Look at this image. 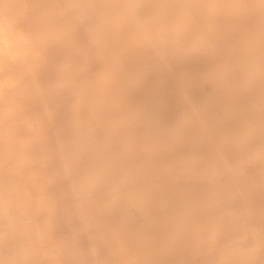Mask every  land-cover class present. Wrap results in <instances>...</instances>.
I'll list each match as a JSON object with an SVG mask.
<instances>
[{
  "label": "rangeland",
  "instance_id": "obj_1",
  "mask_svg": "<svg viewBox=\"0 0 264 264\" xmlns=\"http://www.w3.org/2000/svg\"><path fill=\"white\" fill-rule=\"evenodd\" d=\"M0 45V264H264V0H0Z\"/></svg>",
  "mask_w": 264,
  "mask_h": 264
},
{
  "label": "bare ground",
  "instance_id": "obj_2",
  "mask_svg": "<svg viewBox=\"0 0 264 264\" xmlns=\"http://www.w3.org/2000/svg\"><path fill=\"white\" fill-rule=\"evenodd\" d=\"M114 2H115V0H114ZM118 3V2H117ZM123 4V3H122ZM178 4V3H177ZM181 4V3H180ZM185 5V4H184ZM188 5V4H187ZM122 6V5H121ZM124 7H125V5H124ZM123 7V8H124ZM169 7V6H168ZM181 7V6H180ZM185 7H186V5H185ZM202 7V6H201ZM115 9V8H114ZM171 9V8H170ZM182 9V8H181ZM187 9V8H186ZM189 9V8H188ZM195 9V8H194ZM196 10V9H195ZM169 11V10H168ZM178 11V10H177ZM185 11V10H184ZM182 12H183V10H182ZM181 12V13H182ZM126 13H127V11H126ZM178 14V13H177ZM181 15V14H180ZM182 15H183V13H182ZM132 16V15H131ZM191 17H192V14L190 15ZM117 17V16H116ZM119 17V16H118ZM177 17V16H176ZM196 17V16H195ZM179 18V17H178ZM199 18V17H198ZM165 19V18H164ZM177 19V18H176ZM132 20V19H131ZM182 20V19H181ZM193 20H194V18H193ZM199 20V19H198ZM214 20H216V19H214ZM169 21V20H168ZM192 21V20H191ZM195 21V24L197 25V20H194ZM198 22H201V21H198ZM185 23H186V20H185ZM214 23V22H213ZM124 24V23H123ZM167 25V24H166ZM191 25V24H190ZM200 25H201V23H200ZM109 26V25H108ZM111 26V25H110ZM112 26H113V24H112ZM198 26V25H197ZM202 26V25H201ZM206 26V25H205ZM118 27H119V25H118ZM129 27V26H128ZM146 27V26H145ZM199 27V26H198ZM115 28V27H114ZM201 28V27H200ZM202 28H204V27H202ZM181 29H182V27H181ZM190 29V28H189ZM111 30V29H110ZM128 30V29H127ZM143 30H144V28H143ZM162 30V29H161ZM178 30V29H177ZM188 30V29H187ZM204 30H206V28H204ZM114 31V30H113ZM137 31H138V29H137ZM170 31V30H169ZM180 31V30H179ZM197 31V30H196ZM106 32V31H105ZM104 32V33H105ZM153 32V31H152ZM173 33H174V31H172ZM171 32V33H172ZM193 32H195V31H193ZM204 32V31H203ZM211 32V31H210ZM108 33H110V32H107V35H108ZM116 33V32H115ZM147 33V32H146ZM190 33V32H189ZM200 33V32H199ZM207 33V32H206ZM150 34V33H149ZM107 35H105V36H107ZM160 35V34H159ZM191 35V34H190ZM113 36V35H112ZM120 36V35H119ZM164 36H166V35H164ZM179 36V35H178ZM181 36V35H180ZM193 36V35H192ZM201 36V35H200ZM207 36V35H206ZM100 37V36H99ZM110 37V36H109ZM158 37V36H157ZM163 37V36H162ZM103 38H104V36H103ZM159 38V37H158ZM165 38V37H164ZM178 38V37H177ZM187 38V37H186ZM192 38H194V37H192ZM202 38H203V36H202ZM201 38V39H202ZM101 39V38H100ZM107 39V38H106ZM160 39V38H159ZM171 39H173V38H171ZM191 39V38H190ZM196 39H197V37H196ZM200 39V38H199ZM200 39V40H201ZM98 40H99V38H98ZM122 40V39H121ZM103 41V40H102ZM108 41V40H107ZM106 41V42H107ZM151 41V40H150ZM162 41V40H161ZM169 41V40H168ZM171 41V40H170ZM119 42V41H118ZM120 42H122V41H120ZM118 43V44H121V43ZM152 42V41H151ZM166 42H167V40H166ZM173 42V41H172ZM196 42V41H195ZM200 42V41H199ZM204 42V41H203ZM202 42V43H203ZM117 43V42H116ZM127 43V42H126ZM164 43V42H163ZM198 43V42H197ZM107 44H108V42H107ZM111 44V43H110ZM154 44V43H153ZM169 44V43H168ZM216 44V43H215ZM102 45V44H101ZM106 45V44H105ZM171 45V44H170ZM212 45V44H211ZM1 46V45H0ZM114 46V45H113ZM124 46V45H123ZM122 46V47H123ZM202 46V45H201ZM213 46V45H212ZM122 47H121V50H122ZM145 47V46H144ZM149 47V46H148ZM198 47V46H197ZM113 48V47H112ZM216 48V47H215ZM101 49V48H100ZM99 49V50H100ZM104 49H106L105 47H104ZM109 49V48H108ZM119 49H120V46H119ZM115 50H117V49H115ZM125 50V49H124ZM209 50V49H208ZM107 51V50H106ZM211 51V50H210ZM217 51V50H216ZM6 52V51H5ZM103 52V51H102ZM116 52V51H115ZM114 52V53H115ZM122 52V51H121ZM124 52V51H123ZM161 52V51H160ZM201 52H203V51H201ZM206 51H204V53H205ZM106 53V52H105ZM108 53V52H107ZM111 53V52H110ZM160 55H161V53H159ZM102 55H105V54H102ZM111 55V54H110ZM3 57V56H2ZM121 57V56H120ZM112 58V57H111ZM111 58L109 59L110 61H109V64H111L110 62L111 61H113V60H111ZM124 58V57H123ZM122 58V59H123ZM207 58V57H206ZM227 60H229V59H227ZM240 61H242V60H240ZM116 62V61H115ZM208 63H210L211 64V61L210 62H208ZM215 63V62H214ZM117 64V63H116ZM121 64V63H120ZM126 64V63H125ZM12 65V64H11ZM216 65V64H215ZM214 65V66H215ZM254 65V64H253ZM106 66V65H105ZM113 66V65H112ZM111 66V67H112ZM115 66V65H114ZM118 66H119V64H118ZM257 66V65H256ZM259 68V67H258ZM264 68V67H263ZM110 69V68H109ZM109 69H108V71H109ZM113 69V68H112ZM115 69H116V66H115ZM251 69V68H250ZM107 70V69H106ZM114 70V69H113ZM117 71H118V69H116ZM115 70V71H116ZM211 70V69H210ZM262 70V69H261ZM264 70V69H263ZM214 71V70H213ZM111 72V71H110ZM113 72V71H112ZM119 73H120V71H118ZM117 73V72H116ZM248 73H249V71H248ZM118 74V73H117ZM116 74V75H117ZM122 74V73H121ZM260 74H262V73H260ZM107 75V74H106ZM113 75V74H112ZM99 76V75H98ZM109 76H110V74H109ZM100 77H101V75H100ZM99 77V78H100ZM103 77V76H102ZM111 77V76H110ZM116 77V76H115ZM114 77V78H115ZM113 78V79H114ZM120 78V77H119ZM263 78V77H262ZM104 79V78H103ZM105 79H107V77L105 78ZM108 79H109V77H108ZM118 79V78H117ZM216 79V78H215ZM263 80H264V78H263ZM103 81V80H102ZM108 81V80H107ZM107 81H105L106 83H108ZM110 83V82H109ZM256 83V82H255ZM186 84V83H185ZM264 84V83H263ZM109 85V84H108ZM257 85H258V83H257ZM256 85V86H257ZM122 86V85H121ZM229 86V85H228ZM255 86V87H256ZM108 87H110V86H108ZM254 88V87H253ZM259 88V87H258ZM262 88V87H261ZM230 89V88H229ZM263 89V88H262ZM259 90H260V88H259ZM121 91V90H120ZM261 91H263V90H261ZM117 93V92H116ZM119 93V96H120V92H118ZM122 93V92H121ZM223 93V92H222ZM180 94V93H179ZM185 94V93H184ZM118 95V94H117ZM122 95V94H121ZM222 95V94H221ZM121 97V96H120ZM123 97V96H122ZM124 98H125V96H124ZM119 99H121V98H119ZM123 99V98H122ZM121 99V100H122ZM188 99V98H187ZM190 100V99H189ZM239 100V99H238ZM122 102V101H121ZM232 105V104H231ZM4 114V113H3ZM233 114V113H232ZM246 114V113H245ZM239 115V114H238ZM248 117V116H247ZM236 118V117H235ZM238 120V119H237ZM235 121V120H234ZM204 124V123H203ZM256 133H257V131H256ZM206 135V134H205ZM244 135H246V134H244ZM183 136V135H182ZM258 136H260L259 134H258ZM254 137V136H253ZM185 139V138H184ZM255 139H257V138H255ZM241 140V139H240ZM241 142V141H240ZM1 144V143H0ZM3 146V145H2ZM159 146V145H158ZM217 148V147H216ZM257 148V147H256ZM261 148V147H260ZM174 149V148H173ZM254 150V149H253ZM214 151V150H213ZM3 153V152H2ZM222 155V154H221ZM227 158V157H226ZM225 160V159H224ZM227 160H228V158H227ZM263 160V159H262ZM170 162V161H169ZM210 162V161H209ZM119 163V162H118ZM136 165H137V163H136ZM162 165V164H161ZM160 165V166H161ZM230 165V164H229ZM232 165V164H231ZM235 165V164H234ZM153 166V165H152ZM137 167H138V165H137ZM235 167V166H234ZM234 167H233V170H234ZM162 168V167H161ZM177 168V167H176ZM235 168H237V166L235 167ZM117 169H118V167H117ZM142 169V168H141ZM239 169V168H238ZM168 170V169H167ZM216 170V169H215ZM229 170V169H228ZM174 171H176V170H174ZM120 172V171H119ZM141 172V171H140ZM157 172V171H156ZM4 173V172H3ZM131 173V172H130ZM117 174V173H116ZM145 175V174H144ZM102 176V175H101ZM173 177V176H172ZM136 178V177H135ZM151 178V177H150ZM149 178V179H150ZM98 179H99V177H98ZM107 180H109V179H107ZM119 180V179H118ZM173 180V179H172ZM136 181V180H135ZM237 181V180H236ZM5 182V181H4ZM104 183V182H103ZM150 184H152V183H150ZM111 185V184H110ZM114 185V184H113ZM115 185H117V184H115ZM132 186V185H131ZM118 187V186H117ZM119 187H120V185H119ZM153 187V186H152ZM154 188H155V186H154ZM113 190V189H112ZM120 190V189H119ZM154 190H156V189H154ZM123 192V191H122ZM115 193V192H114ZM129 195H131V194H129ZM256 195V194H255ZM212 197V196H211ZM218 197V196H217ZM251 197V196H250ZM131 198H132V196H131ZM263 198V197H262ZM127 199V198H126ZM142 200V199H141ZM225 206V205H224ZM229 207V206H228ZM231 213V212H230ZM241 213V212H240ZM155 217V216H154ZM14 218V217H13ZM7 219V218H6ZM10 219V218H9ZM8 219V220H9ZM14 220V219H13ZM236 220V219H235ZM233 221V220H232ZM5 222V221H4ZM11 222V221H10ZM123 223V222H122ZM7 225V224H6ZM246 225V224H245ZM213 227V226H212ZM251 227V226H250ZM15 229V228H14ZM250 229V228H249ZM254 230V229H253ZM15 232V231H14ZM253 233V232H252ZM136 238V237H135ZM14 239V238H13ZM18 239V238H17ZM147 240V239H146ZM152 242V241H151ZM116 243H117V241H116ZM119 247V246H118ZM146 247V246H145ZM123 248V247H122ZM155 253V252H154ZM126 258V257H125ZM140 258V257H139ZM138 258V259H139ZM120 259V258H119ZM124 259V258H123ZM259 261V260H258ZM132 262V261H131ZM121 263H123V262H121ZM140 263V262H139ZM237 263V262H236ZM127 264V263H126ZM228 264V263H227Z\"/></svg>",
  "mask_w": 264,
  "mask_h": 264
}]
</instances>
